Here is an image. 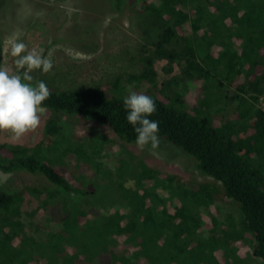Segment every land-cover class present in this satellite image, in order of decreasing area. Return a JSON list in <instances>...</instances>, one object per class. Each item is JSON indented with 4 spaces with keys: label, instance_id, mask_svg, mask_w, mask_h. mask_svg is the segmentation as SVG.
<instances>
[{
    "label": "trees",
    "instance_id": "16d2710c",
    "mask_svg": "<svg viewBox=\"0 0 264 264\" xmlns=\"http://www.w3.org/2000/svg\"><path fill=\"white\" fill-rule=\"evenodd\" d=\"M106 1L118 14L151 13L159 33L150 50L179 60L183 77L169 82L170 94L157 93L147 58L123 84L47 85L41 141L0 142L1 171L48 184L0 189V264H264V0ZM132 80L136 93H156L150 119L159 122L160 141L189 155L191 168L212 182L186 183L149 166L136 175L133 160L120 165L142 191L104 197L87 189V171L101 170L109 141L85 122L134 143L122 106L128 94H116ZM183 91L192 99L185 110L174 105ZM52 148L61 159H51Z\"/></svg>",
    "mask_w": 264,
    "mask_h": 264
},
{
    "label": "rangeland",
    "instance_id": "374dc122",
    "mask_svg": "<svg viewBox=\"0 0 264 264\" xmlns=\"http://www.w3.org/2000/svg\"><path fill=\"white\" fill-rule=\"evenodd\" d=\"M106 2L0 0V67L14 73V58L9 51L16 39L22 40L28 51L42 50V55L51 60L53 66L49 72L41 73L37 70L31 74L34 80H43L46 85L56 90L97 84L110 85L117 78L122 79L123 84L127 76L140 74L144 61L150 58L156 73L155 91L170 94L169 82L183 77V64L179 60L170 62L166 58L155 56L150 50L158 40L159 21L151 13L131 8L118 14L111 11ZM138 91H142L140 84L132 80L123 93L116 94L127 95ZM148 93L156 95L153 90ZM180 94L181 103L175 102L174 105L185 110L186 104H190L192 99L185 91ZM258 104L264 108V89L258 97ZM199 112H204V109L200 108L197 113ZM48 116L49 111L44 109L39 125L19 139L13 138L9 132L0 131V142L8 146H34L43 138L44 124ZM85 123L93 134L106 136L109 141L103 149L101 170L92 164L89 167L91 172L87 171L89 177L85 184H88L87 189L93 193L108 197L110 193H135L138 189L142 191L133 174V178L127 177L124 169L127 165H120L130 164L133 160L132 170L136 175L149 166L160 173L178 176L186 183L212 182V178L191 168L193 163L190 162L189 155L169 143L160 141L155 150L159 154L157 156L147 147L143 151L138 149L135 142L124 143L103 124L92 120ZM83 139L85 140L84 137ZM52 150L54 149L48 151L51 159H61L60 149L51 152ZM52 162L59 166L57 161ZM119 166L120 170L117 171ZM31 184L48 186L41 177L26 172L6 173L0 170V189L3 191L15 192ZM231 206L228 202L224 207L231 210ZM243 260L248 261V256Z\"/></svg>",
    "mask_w": 264,
    "mask_h": 264
},
{
    "label": "clouds",
    "instance_id": "9594fccd",
    "mask_svg": "<svg viewBox=\"0 0 264 264\" xmlns=\"http://www.w3.org/2000/svg\"><path fill=\"white\" fill-rule=\"evenodd\" d=\"M9 54L14 58L15 71L9 73L0 67V131L19 139L39 125L43 102L50 95L45 82L34 80L31 73H47L53 65L42 50L28 51L19 39L12 42ZM122 106L125 120L135 133L137 148L143 151L147 147L158 156L155 150L160 144L159 122L150 119L157 110L153 98L131 92L123 98Z\"/></svg>",
    "mask_w": 264,
    "mask_h": 264
},
{
    "label": "built area",
    "instance_id": "2783aa9c",
    "mask_svg": "<svg viewBox=\"0 0 264 264\" xmlns=\"http://www.w3.org/2000/svg\"><path fill=\"white\" fill-rule=\"evenodd\" d=\"M263 108V107H262ZM264 109V108H263Z\"/></svg>",
    "mask_w": 264,
    "mask_h": 264
}]
</instances>
